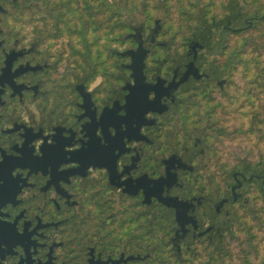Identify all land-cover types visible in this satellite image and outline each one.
I'll list each match as a JSON object with an SVG mask.
<instances>
[{"label": "flooded vegetation", "instance_id": "obj_1", "mask_svg": "<svg viewBox=\"0 0 264 264\" xmlns=\"http://www.w3.org/2000/svg\"><path fill=\"white\" fill-rule=\"evenodd\" d=\"M256 22L247 0H0V264H253L264 161L218 118Z\"/></svg>", "mask_w": 264, "mask_h": 264}, {"label": "trees", "instance_id": "obj_2", "mask_svg": "<svg viewBox=\"0 0 264 264\" xmlns=\"http://www.w3.org/2000/svg\"><path fill=\"white\" fill-rule=\"evenodd\" d=\"M252 5V11L258 18L252 29L245 31V72L243 82L244 103H249L250 98L258 99L261 111L256 114L260 117L259 123H256L254 131L244 132L245 136L254 137L255 145L246 144L250 152L256 153L260 161H264V0H247ZM247 105V104H246ZM250 112L246 111V119Z\"/></svg>", "mask_w": 264, "mask_h": 264}, {"label": "rangeland", "instance_id": "obj_3", "mask_svg": "<svg viewBox=\"0 0 264 264\" xmlns=\"http://www.w3.org/2000/svg\"><path fill=\"white\" fill-rule=\"evenodd\" d=\"M249 4V3H248ZM249 8H252V5L249 4ZM216 9H222V7L217 6ZM225 43V38L220 39L217 47L220 49ZM214 46V42L212 46ZM245 72V71H244ZM244 82V80H243ZM235 85L238 87V83L235 82ZM229 101H228V110L224 114L223 118L219 117V121H223V126H226V129L233 131V136L228 139L229 146H235L239 149H242L244 156H250L251 160L260 161V157L256 153H251L249 147L246 148V144L253 143L255 145V138L248 137L244 135V132L254 131L255 135L258 134V131L255 130L256 123H259L260 117L256 113L261 111L259 106V100L253 99L252 97L249 100V103H244L245 99L242 95L243 102H238L240 92L237 91H228ZM247 104V105H246ZM246 111L250 112V116L246 119ZM223 119V120H222ZM261 225L258 226V230L251 233L250 238L247 242L251 243V246L248 247V252L243 257L253 264H264V218H260ZM255 224L252 221L251 225ZM242 239L245 238L242 235ZM232 256V255H231Z\"/></svg>", "mask_w": 264, "mask_h": 264}]
</instances>
